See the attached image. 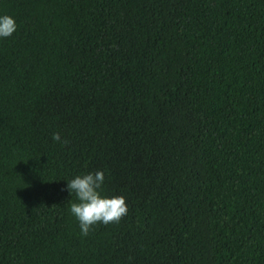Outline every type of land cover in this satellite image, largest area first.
<instances>
[{
    "label": "trees",
    "instance_id": "1",
    "mask_svg": "<svg viewBox=\"0 0 264 264\" xmlns=\"http://www.w3.org/2000/svg\"><path fill=\"white\" fill-rule=\"evenodd\" d=\"M4 14L0 264H264V0ZM97 170L128 212L83 236L66 184Z\"/></svg>",
    "mask_w": 264,
    "mask_h": 264
},
{
    "label": "clouds",
    "instance_id": "2",
    "mask_svg": "<svg viewBox=\"0 0 264 264\" xmlns=\"http://www.w3.org/2000/svg\"><path fill=\"white\" fill-rule=\"evenodd\" d=\"M17 25L13 17L0 15V38H7L16 31ZM52 139L67 144L58 132L52 134ZM104 173L97 170L84 175H77L67 181L66 190L71 195L75 193L78 202L70 204V212L77 219L81 235L87 236L93 225L103 223H119L127 215L128 206L121 195H102L101 188Z\"/></svg>",
    "mask_w": 264,
    "mask_h": 264
}]
</instances>
